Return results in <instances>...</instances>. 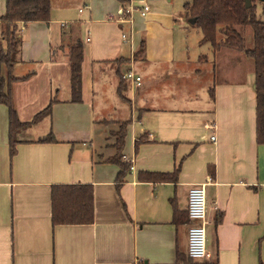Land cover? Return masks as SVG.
I'll return each mask as SVG.
<instances>
[{"label":"crops","instance_id":"1","mask_svg":"<svg viewBox=\"0 0 264 264\" xmlns=\"http://www.w3.org/2000/svg\"><path fill=\"white\" fill-rule=\"evenodd\" d=\"M172 3L52 0L49 21L19 23L12 97L19 121L30 124L12 134L0 104V264H264L254 62L192 38L185 3L182 11ZM6 8L0 0V16ZM126 8L131 20H109ZM256 10L264 15L261 3ZM79 41L75 101L68 54ZM231 59L228 73L240 79L219 80ZM202 62L205 69L197 68ZM129 70L141 85L125 80L119 93V76ZM123 122L121 162H133L121 176L111 159ZM178 166L173 181L141 178ZM67 186L92 190L91 223H53V189ZM195 186L205 190L208 257L189 261L187 201Z\"/></svg>","mask_w":264,"mask_h":264},{"label":"trees","instance_id":"2","mask_svg":"<svg viewBox=\"0 0 264 264\" xmlns=\"http://www.w3.org/2000/svg\"><path fill=\"white\" fill-rule=\"evenodd\" d=\"M6 12L0 16L2 21L0 38V104H6L10 113V132L16 133L18 129L30 123H22L17 117L13 103L12 86L19 78L12 75V70L19 62L21 53V40L18 36L19 23L28 24L31 21L47 22L50 20L52 0H6ZM251 6L246 7L247 0H191L184 4L188 19H195L194 25L201 29L203 38L201 43L209 42L215 50H220L222 44L218 43V35H223L224 46L243 52L254 62L256 74V137L259 144H264V19H261L256 10V0H250ZM251 27V44L246 42L243 30ZM139 53L145 49L144 41L141 42ZM69 63H71L72 94L74 100H80L81 67L83 47L81 42L70 46ZM6 70V77L3 70ZM119 83V93L124 88L125 78ZM49 106L36 117L49 114ZM129 122L121 123V138L117 140L118 152L111 161L121 165L120 175L130 169V164L121 162V148L123 146V131ZM50 136L48 141H52ZM11 155L15 153V146L11 143ZM179 166L173 173H151L141 175L144 180L163 182L176 180ZM89 187L86 188L88 190ZM76 189L78 192H75ZM81 187L67 186L53 189V223L59 224H84L91 223L93 216L92 190L81 191ZM188 219V215H187ZM190 221V219H189ZM220 221V219H218ZM189 261H192L188 257Z\"/></svg>","mask_w":264,"mask_h":264},{"label":"built area","instance_id":"3","mask_svg":"<svg viewBox=\"0 0 264 264\" xmlns=\"http://www.w3.org/2000/svg\"><path fill=\"white\" fill-rule=\"evenodd\" d=\"M150 10L148 5L142 6L140 14L146 16ZM132 14L131 9L126 8L121 12V16H111L109 20H131ZM123 39L126 40V35H123ZM127 81H133L137 86L141 85L142 78L136 76L133 70H129L123 75ZM212 140L214 136H211ZM124 160L130 165L133 162V159L130 157L123 156ZM132 166V165H131ZM131 168V167H130ZM188 208L187 215L190 219V224L188 227V244L187 251L188 257L193 261L197 259H204L208 257V250L206 248L207 243V234H206V225L208 223L206 214H207V202L205 200V190L202 186H195L189 190L188 193Z\"/></svg>","mask_w":264,"mask_h":264},{"label":"rangeland","instance_id":"4","mask_svg":"<svg viewBox=\"0 0 264 264\" xmlns=\"http://www.w3.org/2000/svg\"><path fill=\"white\" fill-rule=\"evenodd\" d=\"M189 1H191V0H173L172 5L176 6L178 10L182 11L183 4L184 3H189ZM260 3H261V5L264 6V3L263 2H260L259 0H256V5H258ZM263 16L264 15H261L260 18L263 19L264 18ZM185 25L188 28L191 29L190 36H192V38H198V39H200L203 36L201 29L198 28L196 25L189 23V21H186L185 22ZM243 36L245 37L246 42L249 44L250 43L249 42L250 40L248 39V37L249 36H252V29H251V27H247V28H245L243 30ZM223 37L224 36L221 35V34L218 35V37H217L218 43L222 44ZM206 43H208L207 46H209V47L211 46V43H209V42H206ZM194 49H196V46L194 47ZM202 54H206L207 55L208 54V50H206V49H205V51L202 50ZM235 64H236V62L233 59H231L228 68L227 69H224L223 71H220V72H218L216 74L217 77H218V79L221 80V78L224 77V78H228L229 80H239L240 77H241V74L232 76V74H229L228 73L229 68L232 67ZM205 66H206L205 65V62H202V63H200L197 66V68H199V69H205ZM3 75L6 77V70L5 69L3 70Z\"/></svg>","mask_w":264,"mask_h":264},{"label":"water","instance_id":"5","mask_svg":"<svg viewBox=\"0 0 264 264\" xmlns=\"http://www.w3.org/2000/svg\"><path fill=\"white\" fill-rule=\"evenodd\" d=\"M259 1L264 3V0H259ZM250 6H251V1L247 0L246 7L249 8ZM189 23L194 24L195 23V19H190Z\"/></svg>","mask_w":264,"mask_h":264}]
</instances>
